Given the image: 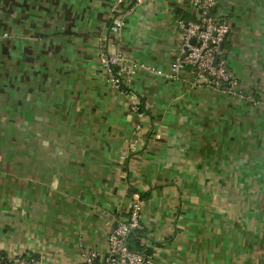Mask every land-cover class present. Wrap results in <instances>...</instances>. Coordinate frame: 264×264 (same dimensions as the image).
<instances>
[{"label":"crops","instance_id":"1","mask_svg":"<svg viewBox=\"0 0 264 264\" xmlns=\"http://www.w3.org/2000/svg\"><path fill=\"white\" fill-rule=\"evenodd\" d=\"M114 1L0 0V256L106 254L139 194L152 264H264V0H215L212 12L230 25L228 71L259 105L191 68L169 77L193 7L125 6L117 36ZM116 51L136 65L124 79L142 118L104 72L102 53Z\"/></svg>","mask_w":264,"mask_h":264},{"label":"built area","instance_id":"2","mask_svg":"<svg viewBox=\"0 0 264 264\" xmlns=\"http://www.w3.org/2000/svg\"><path fill=\"white\" fill-rule=\"evenodd\" d=\"M144 0H115L114 6L118 8L111 21V32L119 36L124 27V17L129 13V5H140ZM193 7L199 19L194 21H180L179 28L182 31L181 56L171 65L169 77L179 79L180 73L191 68L196 77L213 87H225L227 93L235 98L244 100L252 105H259V101L252 92H245L239 80L228 71L225 57L224 43L230 34V25L216 19L213 9L215 0H177ZM127 6V7H125ZM101 63L104 72L114 86L120 90L121 78L133 74L136 65L131 62L121 51L114 53H102ZM217 59V61H216ZM157 75H165L157 69H148ZM131 100V109L139 118L145 114L140 111V101L136 94L128 93ZM136 142L144 145L150 138V130L146 129L141 122L135 126ZM143 202L139 194H135L131 203L130 211L126 219L117 222L116 227L108 236L106 254L89 251L80 264H152L153 258L144 252H138L131 248V238L140 231L142 225ZM141 246L146 248L145 240L141 239ZM23 264H34L27 259Z\"/></svg>","mask_w":264,"mask_h":264},{"label":"trees","instance_id":"3","mask_svg":"<svg viewBox=\"0 0 264 264\" xmlns=\"http://www.w3.org/2000/svg\"><path fill=\"white\" fill-rule=\"evenodd\" d=\"M128 87L126 85L125 79L121 78V88L120 91L123 92L124 94H128ZM140 107V111L144 112V104L140 103L139 105ZM145 237V233L143 231L137 232L130 240V246L133 250L138 251V252H144L148 255L151 254V251L149 248H143V246H141V238ZM0 264H10L8 262V260L4 257L0 256Z\"/></svg>","mask_w":264,"mask_h":264},{"label":"rangeland","instance_id":"4","mask_svg":"<svg viewBox=\"0 0 264 264\" xmlns=\"http://www.w3.org/2000/svg\"><path fill=\"white\" fill-rule=\"evenodd\" d=\"M0 85H1L2 87H5V86H6L4 83H0ZM5 88H6V87H5ZM0 124H2V125H0V132L7 133L8 130L10 129V127L4 125V123H0ZM14 133H15V131H14ZM16 133H17V132H16ZM131 203H132V202H131ZM130 207H131V205H130Z\"/></svg>","mask_w":264,"mask_h":264},{"label":"water","instance_id":"5","mask_svg":"<svg viewBox=\"0 0 264 264\" xmlns=\"http://www.w3.org/2000/svg\"><path fill=\"white\" fill-rule=\"evenodd\" d=\"M216 61H217V59H216Z\"/></svg>","mask_w":264,"mask_h":264}]
</instances>
